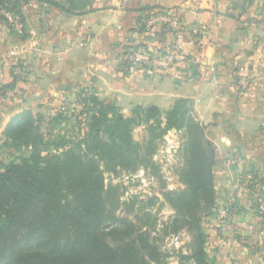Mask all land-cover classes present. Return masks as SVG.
I'll use <instances>...</instances> for the list:
<instances>
[{
  "label": "rangeland",
  "instance_id": "374dc122",
  "mask_svg": "<svg viewBox=\"0 0 264 264\" xmlns=\"http://www.w3.org/2000/svg\"><path fill=\"white\" fill-rule=\"evenodd\" d=\"M55 1L65 3L66 0ZM188 1L187 13L206 8L204 0ZM122 2L95 0L90 9L95 6L112 9L121 6ZM206 2L212 6L209 0ZM226 8L236 16L234 21L237 22L232 21L235 26L232 23L230 36L224 40V53L227 62L236 61V65H229L228 75L227 72L216 75L213 83L216 89L206 85L203 111L194 102L187 105L196 120L202 122L206 118V125L209 119H214L213 112L222 113L229 119L222 122L226 131L212 127L206 129V136L217 154L213 166L215 196L212 207L201 215V225L206 234L208 264H264V32L254 31L251 25H246L247 31L242 30L247 18L264 19V0H233ZM179 9L170 8L168 14L155 15L158 19L153 27H149L150 18L147 31L141 34L136 31L131 35L136 38L135 43L144 42L151 49V52L142 48L132 53V58L140 53H146L149 58L147 66L133 59L137 67L152 72L184 64L195 69L193 63L203 59L208 45L213 42L212 38H216V35L213 36L216 28L210 25L211 22L208 25L193 24L188 19L184 22ZM21 10V15L15 10H0V88L13 80L5 81V70L20 74L15 88L9 87L0 92V172L4 170L3 164L13 158L3 145L5 130L16 115L31 112L47 139L64 138L77 142L85 137L89 128L91 113L88 109L94 106L89 95L95 93L111 101L103 98L88 83L80 86L75 84L76 80L69 81L71 77H66L65 73L55 76L58 86L53 93L48 90L44 93L45 81L40 73L45 54L41 50L49 42V37L46 39L43 34L46 29L44 19L58 9L51 5L50 0H31ZM56 22L60 20L56 19ZM31 32L36 35L34 38L30 36ZM246 32L251 39L247 44H241ZM86 42L82 37L81 46L84 47ZM151 42L157 45L151 46ZM205 45L206 51H201V46ZM195 46L199 48L197 51ZM72 47L73 43L68 42L66 51ZM64 52L59 51L52 59L57 70H60L59 66L65 68L67 65ZM171 56L178 60L171 63ZM112 101L125 116L131 114L137 105L129 108ZM175 101L169 102V108ZM40 115L44 116L43 121L38 120ZM146 135L145 125L137 126L133 131L137 141L143 142ZM186 140L185 129H172L163 140H157L158 146L152 155L154 163H142L131 169L119 168L117 173L105 169L106 184L119 185L118 198L124 202L118 206L117 214L130 215L134 222L152 231L166 255L163 264H194L192 257L183 258L194 254L193 234L188 225H170L176 209L167 196L169 191L187 187L182 176L186 165ZM55 150L52 148L43 153H54ZM133 201H136L135 208L128 211L126 205Z\"/></svg>",
  "mask_w": 264,
  "mask_h": 264
},
{
  "label": "trees",
  "instance_id": "16d2710c",
  "mask_svg": "<svg viewBox=\"0 0 264 264\" xmlns=\"http://www.w3.org/2000/svg\"><path fill=\"white\" fill-rule=\"evenodd\" d=\"M30 1L0 0V10H15L21 15V7ZM94 2L50 0L67 15L87 13ZM136 12V21L128 28L120 52L122 65L128 70L136 67L134 51L145 48L151 52L147 44L135 43L131 35L147 31L151 17L168 14L167 9L147 6ZM262 22L264 19L247 18L243 29L246 25L258 27ZM12 76L11 84L2 85L0 92L15 88L20 74L12 71ZM89 96L94 104L88 109L89 128L77 142L47 139L31 112L18 114L9 122L3 146L13 158L0 172V264H163L166 255L152 231L134 222L130 215L117 214L124 202L118 198L119 185L106 184L105 169L117 173L119 168L154 163L157 140H163L172 129L187 132L186 165L182 170L187 187L167 192L176 209L170 225H188L193 234L194 254L183 258L208 264L201 215L214 202L217 154L206 129L225 130L222 122L229 119L215 113L213 122L204 125L191 116L187 105L193 101L186 98L176 99L166 111L157 104L135 105L125 116L114 101L95 93ZM43 118L38 116L39 121ZM140 125L147 130L143 142L133 136ZM52 148L56 152L43 153ZM135 203L126 205L128 211L134 210Z\"/></svg>",
  "mask_w": 264,
  "mask_h": 264
},
{
  "label": "crops",
  "instance_id": "0c3cea01",
  "mask_svg": "<svg viewBox=\"0 0 264 264\" xmlns=\"http://www.w3.org/2000/svg\"><path fill=\"white\" fill-rule=\"evenodd\" d=\"M98 1L96 0V2ZM232 1L219 0L214 3L209 0L212 6H208L204 0L203 6L206 5L204 10L200 8L201 10L196 9L188 13L186 5L190 2L187 0H123L121 6H114L112 9L95 6L93 10L78 15H67L62 11L53 10L50 12V17L44 19L46 29L43 34L45 38L47 36L46 39L49 37L48 45L41 50L45 54L40 73L45 81L44 93L47 90L53 93L58 86L55 76L65 73L66 77H71L69 81H77L76 85L81 86L88 83L103 98L116 100L129 108L135 104L143 106L157 104L166 111L171 106L169 102H172L173 99L186 98L192 100L200 111H203L206 85L216 89L213 86L216 75L224 72H227L228 75L229 65L231 63L236 65V61L227 62L224 53L226 50L223 47L224 40L230 36L233 22H237L234 21L236 16L226 10L227 5ZM142 6L167 10L180 8L179 12L181 11L180 15H183V21L188 19L193 24L204 23L207 25L211 22L210 25L216 28L213 35L214 37L216 35V38H212L213 42L208 45L206 54L202 56L203 59L193 63L196 66L195 69H190L184 64L168 70L160 68L152 72L141 69L137 65L130 70L123 67V57L120 55L121 46L126 42L128 28L133 25L136 19V10ZM56 19H59L60 22H56ZM251 29L264 32V22ZM52 35L56 37L54 38ZM30 36L34 38L36 35L31 32ZM82 37L87 41L84 47L81 46ZM250 39L251 37L246 32L241 44H247ZM68 42L73 43V49L70 51H66ZM150 45L157 44L151 42ZM195 48V51L199 49L197 46ZM231 50L232 48L229 49V51ZM59 51H65L62 56L66 57L67 65L65 68L59 66L60 70H57L52 59L56 58ZM201 51H206V45L201 46ZM212 65L213 70H211ZM215 65L217 67H214ZM5 76V81L13 79L12 71L6 72L5 70ZM37 80L39 81V79ZM34 84L32 83V85ZM214 113L216 112L212 113V117ZM128 115L130 114L128 113ZM213 120L209 119L207 125ZM202 123L206 125V118L202 120Z\"/></svg>",
  "mask_w": 264,
  "mask_h": 264
},
{
  "label": "built area",
  "instance_id": "2783aa9c",
  "mask_svg": "<svg viewBox=\"0 0 264 264\" xmlns=\"http://www.w3.org/2000/svg\"><path fill=\"white\" fill-rule=\"evenodd\" d=\"M153 17H154V19H153ZM153 17H151V20H149L148 22H150L151 24H150V28L151 27H153L154 25H152V24H154L156 21H157V16H153ZM157 18V19H156ZM146 53L144 54V53H140V54H136V56L135 57H133V59L136 61V62H139L140 64H142V63H146L147 61H149V58L148 57H146ZM178 60V58H176L175 56H171L170 57V59H169V61L172 63L173 61H177Z\"/></svg>",
  "mask_w": 264,
  "mask_h": 264
}]
</instances>
